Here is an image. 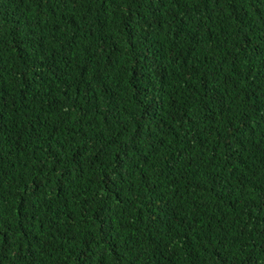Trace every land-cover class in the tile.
Instances as JSON below:
<instances>
[{
    "label": "trees",
    "instance_id": "trees-1",
    "mask_svg": "<svg viewBox=\"0 0 264 264\" xmlns=\"http://www.w3.org/2000/svg\"><path fill=\"white\" fill-rule=\"evenodd\" d=\"M0 264H264V0H0Z\"/></svg>",
    "mask_w": 264,
    "mask_h": 264
}]
</instances>
